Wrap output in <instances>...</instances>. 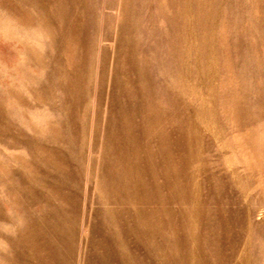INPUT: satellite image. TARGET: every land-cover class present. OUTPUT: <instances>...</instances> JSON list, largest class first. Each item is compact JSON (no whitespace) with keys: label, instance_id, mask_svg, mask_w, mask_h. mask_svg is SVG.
Instances as JSON below:
<instances>
[{"label":"rangeland","instance_id":"1","mask_svg":"<svg viewBox=\"0 0 264 264\" xmlns=\"http://www.w3.org/2000/svg\"><path fill=\"white\" fill-rule=\"evenodd\" d=\"M111 142L139 167L158 153V222L152 203L124 207L145 212L123 221L147 231V264H264V0H0V264L32 165L42 217L62 158L81 213L104 207ZM116 229L122 264H138Z\"/></svg>","mask_w":264,"mask_h":264},{"label":"bare ground","instance_id":"2","mask_svg":"<svg viewBox=\"0 0 264 264\" xmlns=\"http://www.w3.org/2000/svg\"><path fill=\"white\" fill-rule=\"evenodd\" d=\"M120 132V138L125 142L128 138V131H126L125 126L120 127ZM128 140L131 142L130 138ZM111 144L110 149L112 150L109 152L115 157L108 159L103 171L99 175L96 174L98 182H96L95 188L96 190L100 189L104 194L106 201L104 204L101 203L104 207H94L97 204L94 200L93 205L82 211V213L80 211L79 194L70 189L71 184L77 183V172L69 171V167L72 166L62 158L61 163L57 164L63 172V177H60V180L63 181L62 185L56 190V196L60 204L52 212L50 211L51 214L48 213L47 216L42 217L39 209L42 194L38 185L34 183L35 180L39 181L41 173L38 166L33 167L32 165V174L35 177L31 185H28L29 195L26 198V203H22L21 198L19 201H15L19 210L25 211L26 216L25 222L20 224L15 232L14 243L10 251L11 264H71L76 256L75 250L80 227L83 228V234L86 233L84 235V245L81 246L80 251V253H83V255L80 254V257L83 256L81 258H84L82 264H122L123 260L118 255L117 245L121 246L123 243L121 240V242H118L116 227H119L123 242L132 250L131 252L138 260V264H147V258L150 254L143 249L144 239L148 235L147 231L140 228L139 225L132 229L127 228L123 221L124 216L129 213L134 221L139 224L145 220V212L140 210L129 212L124 207L127 204L146 206L152 203L155 207L149 213L154 214L151 218L158 222L156 216L160 211V207L156 205L160 202L158 198L160 187L156 183L157 181L155 182V178L160 173L158 153L156 155L150 153L152 166L150 162L139 167L127 158V146L123 144L117 146L113 142ZM32 147L39 149L41 146L34 143ZM114 149L117 150L114 152ZM149 165L152 167L151 171ZM148 178H152L150 183ZM151 187L152 192L150 193ZM53 190L55 189L53 188ZM41 209L44 210V208ZM108 214L115 218L117 226L110 222L112 219L109 221ZM133 231L138 238L131 237ZM135 241L138 242V247L133 248V242L135 244Z\"/></svg>","mask_w":264,"mask_h":264}]
</instances>
